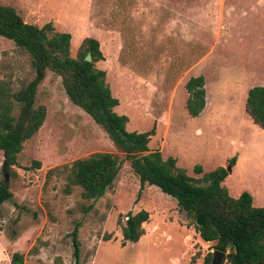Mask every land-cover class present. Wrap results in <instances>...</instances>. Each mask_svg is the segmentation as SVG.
<instances>
[{
  "label": "rangeland",
  "instance_id": "rangeland-1",
  "mask_svg": "<svg viewBox=\"0 0 264 264\" xmlns=\"http://www.w3.org/2000/svg\"><path fill=\"white\" fill-rule=\"evenodd\" d=\"M38 27L50 22L67 32L69 55L83 37L97 40L114 107L127 115L126 129L151 125L148 149L175 157L188 177L235 155L221 180L230 195L248 192L264 205V128L244 113L248 88L264 84V0H0ZM200 75L203 109L189 117L183 81ZM33 73L29 56L0 36V80L18 89ZM35 102L45 107L41 126L22 143L17 163L0 180L12 196L0 204V245L22 254L21 264H73L69 232L80 221V264H199L210 251L194 232L175 199L153 185L137 194L129 160L120 165L111 188L95 200L45 171L93 152H117L105 132L66 97L60 77L46 71ZM14 112H16L14 110ZM39 161L37 167L32 162ZM200 165V172L192 170ZM13 175L9 176V172ZM91 205L87 212L82 207ZM148 212L136 241L123 242L120 225L128 210ZM198 253L195 261L190 257ZM0 264H6L0 261Z\"/></svg>",
  "mask_w": 264,
  "mask_h": 264
},
{
  "label": "trees",
  "instance_id": "trees-1",
  "mask_svg": "<svg viewBox=\"0 0 264 264\" xmlns=\"http://www.w3.org/2000/svg\"><path fill=\"white\" fill-rule=\"evenodd\" d=\"M0 36L29 56L33 73L30 80L13 90L9 79L0 80V151L2 163L12 166L17 163L22 143L41 126L45 107L35 102L37 85L45 72L51 71L60 77L62 89L68 100L86 113L106 134L111 144L122 152H93L69 163L51 167L45 171L47 181L52 175L63 181L62 192L70 193L73 186L80 189V197L95 200L111 188L117 171L125 159L137 179V194L144 185H153L172 196L177 206L184 210L194 232L203 242L210 243V251L199 264H210L211 249L224 252L218 264H264V205H252L248 192L230 195L220 182L226 171L218 164L196 179L188 177L184 168L175 164V157H162L160 150H149L147 143L153 134L151 125L144 131L126 129L127 115L115 110L118 98L111 95L105 81V72L94 67L102 53L96 39L83 37L75 56L69 55L67 32L54 31L50 22L38 27L21 19L14 8L0 3ZM89 53L90 61L84 60ZM186 90L184 108L189 117L197 116L204 107L205 91L200 75L188 76L183 81ZM14 110L16 112H14ZM244 113L254 126L264 128V84L248 88ZM235 155L226 159L232 165ZM39 166V161L32 162ZM192 170L200 172V165ZM9 176L13 175L11 170ZM12 193L6 181L0 180V204L9 200ZM91 205L82 207L87 212ZM148 212L128 210L120 225L122 241H137L142 234L141 223ZM80 221L75 220L69 232L73 264L78 262ZM198 253L190 257L195 261ZM22 254L13 252L10 264H21Z\"/></svg>",
  "mask_w": 264,
  "mask_h": 264
},
{
  "label": "water",
  "instance_id": "water-1",
  "mask_svg": "<svg viewBox=\"0 0 264 264\" xmlns=\"http://www.w3.org/2000/svg\"><path fill=\"white\" fill-rule=\"evenodd\" d=\"M84 60L90 61L89 53H87L84 56ZM2 166H3L4 175L6 177L7 176V170L9 169L10 166L6 165V164H3ZM228 166L229 165L224 167L225 171L229 170ZM211 252H212V256L210 258V264H218L221 261V259L223 258L224 252L221 250H218V249H211Z\"/></svg>",
  "mask_w": 264,
  "mask_h": 264
},
{
  "label": "crops",
  "instance_id": "crops-1",
  "mask_svg": "<svg viewBox=\"0 0 264 264\" xmlns=\"http://www.w3.org/2000/svg\"><path fill=\"white\" fill-rule=\"evenodd\" d=\"M9 242H11V245H7V246H1L0 245V261L6 263V264H10L9 259H10V255L13 252H16L14 249V246H12V244L14 243V241H16L15 239H9ZM222 264H227L225 262H223Z\"/></svg>",
  "mask_w": 264,
  "mask_h": 264
}]
</instances>
